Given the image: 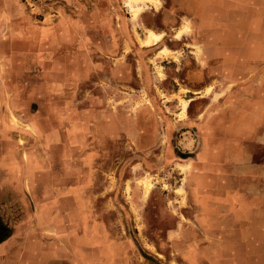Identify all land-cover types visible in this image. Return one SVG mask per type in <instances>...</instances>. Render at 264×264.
Masks as SVG:
<instances>
[{"label":"crops","instance_id":"1","mask_svg":"<svg viewBox=\"0 0 264 264\" xmlns=\"http://www.w3.org/2000/svg\"><path fill=\"white\" fill-rule=\"evenodd\" d=\"M209 4L205 0V5ZM121 10L119 0H0V101L7 105L4 117L7 124L8 110L25 117L24 129L19 132L29 138L48 139L27 145L25 162L6 159L8 155L14 157L13 151L0 155L5 167H17L16 187L9 195L11 206L9 211L0 210V264H52L56 260L59 264H155L136 253L126 234L115 233L111 215L122 193L111 190L109 184H99L102 161L114 147L108 136L119 131L129 133L130 118L159 116L146 103L131 112L133 102L143 101H139V94L124 92L116 100L106 94L112 84L125 88L132 85L135 65L128 53L130 20ZM22 31H32L36 44L61 41V58L58 51L52 58L44 53L45 61L33 73L39 91L36 99L27 98L29 83L18 77L20 56L16 54L14 35ZM36 44L24 47L28 60L39 52ZM56 63L61 64V72L46 73ZM55 118L56 128L50 125ZM136 129L142 132L140 126ZM250 133L249 139L259 144L257 132ZM49 134L58 138L51 141ZM50 145L58 150L55 153L60 158L61 151L68 147L71 173H66L69 166L65 160L51 164L53 158L46 152ZM17 149L18 145L13 148ZM213 153H209L211 158ZM249 158L243 164L230 160L231 155L225 152L224 160L213 165L203 157L189 163L186 210L196 216L177 221L167 243L173 247L178 244L182 236L179 231L185 224L208 233V240L199 243L198 239H188L186 264L250 263V256L247 259L239 253L241 247L256 243L264 247V239L257 242L256 238V231L261 229L263 234H259L264 238V205L255 204L264 199V190L260 192L258 184L264 182V165H254ZM52 165L55 173L51 175L46 169ZM243 166L248 168L241 169ZM252 166L255 169L251 171ZM3 197L0 194V206ZM19 207L24 210L21 220L8 216ZM194 244L210 249L206 247L207 254L205 246L194 251Z\"/></svg>","mask_w":264,"mask_h":264},{"label":"rangeland","instance_id":"2","mask_svg":"<svg viewBox=\"0 0 264 264\" xmlns=\"http://www.w3.org/2000/svg\"><path fill=\"white\" fill-rule=\"evenodd\" d=\"M119 1L122 14L130 20L132 35L128 53L131 64L135 65L134 78L131 77L130 87L112 84L106 94L115 100L124 92L131 96L139 94L142 96L138 97L139 101L145 102H133L131 112L135 113L138 105L143 107L146 103L159 116L155 119L145 114L130 118L129 133L119 131L113 137L108 136L114 147L102 161L103 177L99 184H109L111 190L122 193L111 215L114 231L126 234L143 260L186 264L188 239H198L199 243L201 239L208 240V233L189 229L185 224L179 231L182 236L178 244L173 247L167 243L177 221L196 216L186 210L185 176L191 173L189 163L203 157L213 165L224 160L225 152H229L230 160L245 164L250 156L249 161L254 165H264V0H209V5H205V0H136L132 2L135 15L125 0ZM150 32L160 39L140 48L145 45L141 43L143 36ZM32 34L22 31L14 35L16 54L20 56L18 77L29 83L28 99H36L39 92L33 73L45 61V55L52 58L58 51L61 58V41L36 44ZM29 44H36L39 52H34L28 60L24 47ZM47 72H61V64H54L53 70ZM6 106L0 101V155L13 151L14 157L8 155L6 159L25 162L29 144L44 142L46 138H29L19 132L24 129L25 117L13 115L9 110L7 124ZM50 125L56 128L57 119H52ZM169 125L172 128L168 129ZM138 126L142 132H136ZM252 131L257 132L259 144L249 139ZM49 136L53 137L51 141L58 138L57 134ZM16 145L19 150L14 151ZM54 146L46 148L53 158L51 164H59L61 159L68 168V162L71 163L68 147L61 151L60 158ZM53 166L46 169L51 175L55 173ZM16 168L5 167L0 159V194L4 196L0 210L11 206L13 199L9 195L16 187ZM66 173H71L70 166ZM258 184L259 191H263L264 182ZM263 200L255 204L264 205ZM23 211L19 207L8 216L21 220ZM1 227L0 222V234ZM256 233L257 242L262 241V229ZM194 245V251L205 246L203 250L207 254L206 247L210 249L208 245ZM239 253H244L247 259L250 256V263L247 260L245 264L259 261L264 264V247L260 244L241 247ZM52 264L59 263L56 260Z\"/></svg>","mask_w":264,"mask_h":264},{"label":"bare ground","instance_id":"3","mask_svg":"<svg viewBox=\"0 0 264 264\" xmlns=\"http://www.w3.org/2000/svg\"><path fill=\"white\" fill-rule=\"evenodd\" d=\"M134 1H136V0H125L126 4L129 5V7L131 8L132 13L135 15V9L132 7V4H133L132 2H134ZM159 39H160L159 35L153 34L150 32L149 34H147L146 39L142 40L141 43H143L145 45L155 44ZM184 105H186V104H184Z\"/></svg>","mask_w":264,"mask_h":264}]
</instances>
